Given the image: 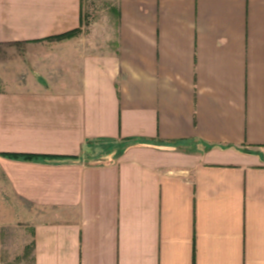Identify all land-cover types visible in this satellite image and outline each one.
Masks as SVG:
<instances>
[{
	"label": "crops",
	"instance_id": "1",
	"mask_svg": "<svg viewBox=\"0 0 264 264\" xmlns=\"http://www.w3.org/2000/svg\"><path fill=\"white\" fill-rule=\"evenodd\" d=\"M110 1L0 0V264H264V0Z\"/></svg>",
	"mask_w": 264,
	"mask_h": 264
},
{
	"label": "rangeland",
	"instance_id": "2",
	"mask_svg": "<svg viewBox=\"0 0 264 264\" xmlns=\"http://www.w3.org/2000/svg\"><path fill=\"white\" fill-rule=\"evenodd\" d=\"M110 0H87V8L85 10L84 23L82 28L78 30L77 35H81L87 40H97L102 42V36L94 37L96 33L103 34L105 31H112L116 25V9ZM87 162H103L108 158L100 156L99 153H93L86 156ZM13 205L12 200H8Z\"/></svg>",
	"mask_w": 264,
	"mask_h": 264
},
{
	"label": "trees",
	"instance_id": "3",
	"mask_svg": "<svg viewBox=\"0 0 264 264\" xmlns=\"http://www.w3.org/2000/svg\"><path fill=\"white\" fill-rule=\"evenodd\" d=\"M78 32V30H73L71 32H68V33H65V34H62L60 36H57L56 38L58 39H62V38H69V37H73L74 35H76ZM8 157H11V158H16L18 156H14V155H7Z\"/></svg>",
	"mask_w": 264,
	"mask_h": 264
}]
</instances>
